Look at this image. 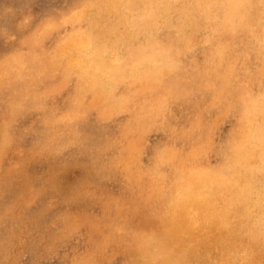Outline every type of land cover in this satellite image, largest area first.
<instances>
[{
    "label": "clouds",
    "instance_id": "obj_1",
    "mask_svg": "<svg viewBox=\"0 0 264 264\" xmlns=\"http://www.w3.org/2000/svg\"><path fill=\"white\" fill-rule=\"evenodd\" d=\"M0 264H264V0H0Z\"/></svg>",
    "mask_w": 264,
    "mask_h": 264
},
{
    "label": "rangeland",
    "instance_id": "obj_2",
    "mask_svg": "<svg viewBox=\"0 0 264 264\" xmlns=\"http://www.w3.org/2000/svg\"><path fill=\"white\" fill-rule=\"evenodd\" d=\"M77 174H79V172L77 171ZM68 180H72L73 179V177H72V175L70 174L69 176H68V178H67Z\"/></svg>",
    "mask_w": 264,
    "mask_h": 264
}]
</instances>
